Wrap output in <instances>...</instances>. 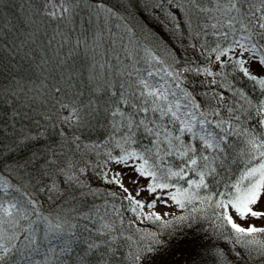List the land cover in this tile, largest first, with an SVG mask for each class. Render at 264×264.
Returning a JSON list of instances; mask_svg holds the SVG:
<instances>
[{
  "label": "snow or ice",
  "instance_id": "6c2138e0",
  "mask_svg": "<svg viewBox=\"0 0 264 264\" xmlns=\"http://www.w3.org/2000/svg\"><path fill=\"white\" fill-rule=\"evenodd\" d=\"M205 2L211 7L202 6ZM82 3L84 0H40L37 14L63 24L78 15ZM190 3L197 12L205 14L206 20L198 26L195 37L201 33L206 36L211 29V35L217 38L213 45H200L203 61L178 59L174 67L147 49L143 58L126 52V63L113 73L115 82L97 80L89 89L96 100L90 97L84 108L89 115L99 113L110 118L112 133L121 138L117 142L120 152L115 156L108 154V162L121 170L113 172L107 182L122 190L135 219L169 229L173 221H190L198 213L207 217L210 211L208 218L219 230L227 231L225 238L233 245L237 257L241 253L235 248L240 246L245 257L255 255L264 260V0H190ZM165 4L166 18L170 23L175 21L173 27L179 30L181 24L175 11L182 5L179 0H159L152 8L162 10ZM88 8L97 17H118V12L107 6L105 0H91ZM64 43L69 41L66 39ZM80 47L88 48V40L82 36L76 38L68 55L58 59L57 64L66 65L73 50ZM191 47L195 49L196 45ZM42 63L47 65L48 59L43 58ZM202 63L215 64L220 69L231 67L233 72L252 81L254 88L258 86V95L251 97L237 90L235 96L240 100L224 109L226 116L219 109L202 110L194 95L197 89L222 87L215 78L222 73L202 67ZM253 65L260 66L259 76L254 74ZM73 75L69 72L63 79L71 81ZM206 77L213 79L209 81ZM54 91L60 93L63 89L56 87ZM20 92L23 88L12 95ZM219 98L223 99V93ZM59 107L67 113L62 117L63 123H72L73 117L76 122L82 120V110L72 100L59 102ZM242 120L249 121L248 125ZM138 136H146L148 144L139 145ZM133 144L139 150L132 148ZM229 163L238 165L239 171L225 180L222 173L228 171ZM66 167L68 180L75 179L70 174L72 162ZM102 175L107 177L108 173ZM125 177L132 188L125 186ZM141 181L145 183L142 185ZM11 187L8 179L0 176V264H69L73 256L77 264H87V258L94 254L106 264L104 257L111 251L117 239L115 233L119 231L114 223L99 227L93 224L90 228L88 216L80 218L86 221L81 225L59 215H44L38 201L31 198L5 199L4 194ZM142 192L150 197L146 204L137 198ZM110 195L115 197L117 193ZM158 204L165 211L145 212ZM173 206L191 209L187 215L166 220V216L173 215L170 211ZM117 218L123 224L119 215ZM120 236L123 237L122 232ZM147 236V243L142 238L134 242V249L130 246L126 256L129 264H158L157 257L166 245L156 233L149 232ZM101 248L103 252L99 251ZM216 255L220 264H227L222 250Z\"/></svg>",
  "mask_w": 264,
  "mask_h": 264
},
{
  "label": "trees",
  "instance_id": "16d2710c",
  "mask_svg": "<svg viewBox=\"0 0 264 264\" xmlns=\"http://www.w3.org/2000/svg\"><path fill=\"white\" fill-rule=\"evenodd\" d=\"M158 2L105 0L107 6L118 12V17L104 19L88 8L91 0H84L78 15L70 22L57 24L37 14L40 0H0V176L12 185L4 194L5 199L31 198L38 201L44 215H59L81 225L86 221L80 218L88 216L90 228L93 224L99 227L114 223L119 231L115 233L117 239L111 251L104 257L106 264H129L126 256L130 246L134 249V242L142 238L147 243L149 232L156 233L166 245L157 257L158 264H220L216 253L221 250L227 264H264L255 255L245 257L240 246L235 248L241 253L237 257L233 245L225 238L227 231L219 230L208 218L210 211L207 217L198 213L190 221H173L169 229L159 223L135 219L122 190L109 184L102 175L108 154L115 156L120 152L117 142L121 138L112 133L110 118L99 113L89 115L84 108L90 97L96 100L89 90L94 83L105 79L115 82L113 73L126 63V52L143 58L147 49L175 67L174 61L178 59L203 61L200 45H213L217 39L211 35V29L207 30L208 35L201 33L195 37L198 26L206 20L205 14L197 12L190 0H179L182 5L179 11L173 5L176 20L181 24L179 30L173 27L175 21L170 23L166 18V4L162 10H153L152 5ZM202 6L211 7L206 2ZM80 36L88 40V48H75L68 63L58 65L57 60L68 55ZM43 58L48 59L47 65L42 63ZM218 71L222 74L215 78L222 87L206 86L194 93L202 110L219 109L226 116L224 109L240 100L235 96L237 90L251 97L258 95V86L254 88L253 82L241 73L233 72L231 67H218ZM69 72L74 74L71 81L63 79ZM204 79L210 81L213 77ZM34 86H43L38 91V100L32 99ZM56 87L63 91L56 93ZM21 88L23 92L12 95ZM221 93L223 99L219 98ZM69 100L81 108L83 118L76 122L73 117L72 123L65 124L62 117L67 113L59 107V102ZM242 123L247 126L249 121ZM137 139L141 146L148 144L146 136ZM131 147L139 150L136 144ZM69 161L74 165L70 174L75 179L71 181L67 178ZM238 171V165L229 163L222 179L236 176ZM113 192L117 193L115 197L110 195ZM190 209L191 206L185 210L178 208L174 216L187 215ZM69 264H77L75 256ZM87 264L102 262L94 254L87 258Z\"/></svg>",
  "mask_w": 264,
  "mask_h": 264
},
{
  "label": "rangeland",
  "instance_id": "374dc122",
  "mask_svg": "<svg viewBox=\"0 0 264 264\" xmlns=\"http://www.w3.org/2000/svg\"><path fill=\"white\" fill-rule=\"evenodd\" d=\"M203 67H209L213 72H216L219 66L218 65H215V64H207V65H205ZM253 72H254V74H257L259 76L261 74L260 66L259 65H253ZM40 88H43V86H40V87L39 86H34V89H33V91H34L33 97L34 98H32V99H37V100L40 99V96H38V94H39L38 91L40 90ZM35 95H37V96H35ZM120 170H121V168L119 166H117V165H115V164L107 161L106 166H105V169H104V173L107 172L108 173V176L107 177L104 176L105 177V180L107 181L108 179H110L113 172L120 171ZM124 182H125V186L126 187H129V188H132L133 187L128 182L127 177H125ZM144 183H145V181H141V184L142 185ZM168 191H173V189H169ZM133 194H134V191H133ZM158 194H159V192H158ZM137 198L143 200L145 202V204L147 203L148 199H150L148 193H146V192H142L141 193V196L140 197H137ZM148 211L163 212V211H165V209L161 205L158 204L157 207L154 208V209H151V210L145 209V212L146 213ZM170 211L172 212L173 215L172 216H166L165 218L173 217L178 212V207L173 206ZM254 223H256L257 226H261L258 221H254Z\"/></svg>",
  "mask_w": 264,
  "mask_h": 264
}]
</instances>
